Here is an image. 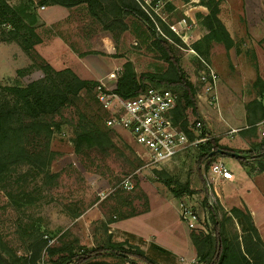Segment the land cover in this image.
<instances>
[{
  "label": "rangeland",
  "instance_id": "obj_1",
  "mask_svg": "<svg viewBox=\"0 0 264 264\" xmlns=\"http://www.w3.org/2000/svg\"><path fill=\"white\" fill-rule=\"evenodd\" d=\"M5 1L16 10L28 8L29 3V8L21 12V16L26 24L33 25L34 33L37 35L39 31L43 39L60 37L61 45L67 50L62 56L63 69L81 67L77 59L83 56L119 63L99 52L109 46L110 50L114 49L112 58L122 59V70L125 64H130L137 75H166L169 72V66L153 46L157 37L137 17L128 15L109 24L89 17L85 6L72 9L48 6L41 10L39 0ZM160 1L162 7L158 14L165 21L161 22L162 31L173 45L178 66L186 80L194 85L195 90L198 89L196 81L201 69L195 56L185 51L189 48L203 56L217 75L216 109L214 107L211 111L203 102H196L206 132L212 134L209 131H213V137L222 146L226 143H264L255 127L264 115L258 102L264 87V0ZM210 9H216L220 26L213 23L212 28L204 20ZM66 11L71 13L69 17L74 22L67 23L62 30H56L59 28L55 25L41 26L42 17L61 20ZM181 20H185V28L179 31H182L181 36L188 33V46L167 30L168 24L175 25ZM212 29L217 31L216 35L211 33ZM2 32L7 31L0 27V38ZM6 53V59L0 54V72L9 78L0 81L1 85L25 86L43 77L37 67L45 61L36 52L30 59L24 54L25 61L17 52L8 50ZM91 77V74L87 76ZM102 83L109 88L113 86L106 79ZM80 97L81 101L50 119L52 132L47 144L31 143L29 146L32 153L42 154L40 162L43 165L39 166L41 170L46 169L47 174L21 167L0 180V254L3 256H24L36 235L51 239L47 245L51 249L76 251L81 247H105L111 243V235L107 234L114 229L111 224L121 220L118 222L120 231L114 229L113 232L117 241H121L114 243L120 246L119 250L139 249L156 264H196L195 247L189 235V242H186L183 229L189 233L192 230L208 232L210 225L202 203L205 198L202 180L209 165L216 161L222 162L236 179L232 184L215 183L216 189L211 196L209 193L206 196L208 203L218 209L225 238L230 241L241 239L243 235L241 225L231 216L232 208L249 213L244 204L247 200L253 210L256 206L264 208L262 197L250 188L249 173L246 174L242 165L233 158H217L208 165L203 161L199 173L196 168L200 155L198 149L178 155L168 163L151 164L142 148L121 129L112 130L110 143L104 149L75 143V133L80 131L81 125H86L87 120L96 123V118L100 114L103 116V110L85 91ZM245 110L248 118L242 125L239 117ZM185 115L189 123L196 120L189 113ZM222 116L230 119V128L237 130L236 133L229 136L226 130L219 129L223 127L219 125ZM232 147H236L232 150L240 152L252 148L241 150L240 147ZM260 149L258 147L257 151ZM250 167L255 168L254 164ZM128 176L133 189L127 192L118 185ZM171 182L188 183L193 194L173 197L165 185ZM180 203L194 210L198 218L196 229L188 228L180 219ZM164 204L165 207L162 206ZM262 223L263 220L257 222L258 226ZM179 226L184 227L178 230ZM173 237L178 238L177 243L172 241ZM61 255L56 253L50 257L47 249H43L40 262L50 264ZM100 260L129 264L112 257ZM134 261L142 264L136 259Z\"/></svg>",
  "mask_w": 264,
  "mask_h": 264
},
{
  "label": "trees",
  "instance_id": "obj_2",
  "mask_svg": "<svg viewBox=\"0 0 264 264\" xmlns=\"http://www.w3.org/2000/svg\"><path fill=\"white\" fill-rule=\"evenodd\" d=\"M38 2L41 7L60 6L72 9L85 6L89 17L99 21L105 20L109 24L121 21L128 15L150 24L134 0H39ZM27 4L29 8L30 4ZM28 8L26 6L16 10L5 0H0V25L5 23L11 27L10 31L2 32L0 41L15 43L30 59L32 55H35L33 48L40 42V39L32 29L33 25L26 24L25 18L21 16V12ZM204 20L212 28L213 23L221 25L216 15V9H210L209 15ZM149 29L151 31L150 25ZM211 31L216 35L217 31L213 29ZM153 46L169 66V72L166 75L152 73L137 75L130 64H125L116 78L112 90L124 99L133 98L149 87L173 91L178 95L177 106L173 111V123L179 129L187 132L190 123L185 113H189L196 120L201 119L196 104L195 89L179 68L173 45L156 38L153 41ZM201 57L204 59L203 56ZM37 69L43 73V77L25 86L0 84V180L21 167L40 170L46 175V169L41 170L39 166L43 165L40 162L42 154L32 153V150H29L30 144H47L52 132L50 119L81 101L82 92L85 91L88 96L94 99L93 91L98 85L97 82L81 80L68 69L54 70L45 62ZM103 117L104 112L103 116L100 114L96 118V123H91L90 120H87L88 123L85 121L86 125H81L78 129L80 131L75 133L76 140L74 142L87 143L89 147L96 145L102 149L107 147L113 131L104 127ZM205 134L206 130L200 136ZM189 136L192 135L189 134ZM259 147L261 149L258 151H234L219 145L215 138H210L205 145L198 148L200 155L196 161L197 171L199 173V166L203 161H206V165H208L217 158H226V156L217 154V151L221 150L238 153L240 157L235 160L239 164L246 165L252 170L250 164L253 163L259 171L264 172L263 143ZM202 183L204 186V180ZM165 185L175 198L182 194H193L188 183L182 185L178 182H171V184L166 183ZM204 194L205 198L202 203L210 227L207 229L208 232L192 230L189 233L190 240L196 250V264H264V242L253 225L250 214L238 208L231 209V216L241 225L243 235L241 239L236 238L229 241L223 235V224L219 219L217 207L208 204L205 187ZM47 245V238L36 235L28 245L27 254L11 258L0 254V264H44L40 262L43 249H47L50 257L56 253H62L50 264H117L100 260L106 257L117 258L129 264H137L135 259L142 264H156L139 249L121 251L118 244L110 242L105 247L92 249L81 247L76 251L70 248L51 249Z\"/></svg>",
  "mask_w": 264,
  "mask_h": 264
},
{
  "label": "built area",
  "instance_id": "obj_3",
  "mask_svg": "<svg viewBox=\"0 0 264 264\" xmlns=\"http://www.w3.org/2000/svg\"><path fill=\"white\" fill-rule=\"evenodd\" d=\"M134 1L150 23L153 34L157 38L160 37L159 40L170 43L171 41L162 31L161 22L164 20L158 14V10L162 7L161 1ZM184 21L181 20L175 25L168 24L167 30L188 46L186 43L189 37L188 33L181 36L180 32L182 31H179L185 28ZM149 25L147 24L148 27ZM0 27L6 31L11 30L10 25L5 23L1 24ZM185 51L195 56L201 69L199 79L196 81L198 84V89L195 90L196 102H203L210 110L214 111V107L216 109L217 106V75L211 65L197 55L192 48ZM120 72L121 69L110 73L106 76V80L114 84ZM97 83L98 85L93 91L94 99L105 114L103 118L104 127L127 132L134 142L142 148L151 164L168 163L178 155L205 145L211 138L207 132L204 136H200L206 130L202 119L190 123L187 132L174 125L172 118L173 111L177 106L178 95L171 90L149 87L133 98L124 99L113 92L112 88L106 87L102 81ZM258 102L264 109V89L258 97ZM255 127L259 137L264 139V116ZM236 132L237 130L231 128L226 134L230 136ZM189 134L192 136L190 137ZM233 180V173L222 162L216 161L208 167L204 177V187L207 194L209 193L211 196L216 189L215 183L232 182ZM118 188L127 192L131 191L133 189L131 177L123 178ZM178 206L180 219L188 228L196 229L198 218L192 207L184 203H180ZM51 242V239H48V243Z\"/></svg>",
  "mask_w": 264,
  "mask_h": 264
},
{
  "label": "crops",
  "instance_id": "obj_4",
  "mask_svg": "<svg viewBox=\"0 0 264 264\" xmlns=\"http://www.w3.org/2000/svg\"><path fill=\"white\" fill-rule=\"evenodd\" d=\"M40 9L41 10H45L46 7H41ZM70 15H71V13H69V11H66L65 14L61 15V17L63 16V18L61 20H58L56 18L55 19H51L50 16L49 17H46V18H43L42 17V19H41L42 20L41 26L44 27V28H47V27H50V26L55 25V28L56 27L59 28V29H56V30H62V28H64V26L67 25V23H70L71 24V23L74 22V19H72V18L69 17ZM37 35L39 36L40 42H39V44L37 46H34V51L46 63H48L54 70H57V71L58 70H62L64 68V66H62V62H61L62 61V56L67 53V50H66V48H64L61 45V44H63V42L60 40V37L59 36H51L48 39H45V38L43 39L39 35V31H38ZM8 50H12L14 52H17L18 56L21 57L22 60L25 61V59L23 57L24 56V53L20 50V48L15 43H13V42H3V41H0V54L5 59L8 58L7 55H5V53ZM99 52L101 54L107 55L106 57H109L108 59L113 60V61H119V63L111 62V61L110 62L103 61V59L101 57H96V56H93V58H96V60H91L90 59V58H92L91 56H83L81 58L78 57L77 61L79 62V60H80V63L82 65H81V67L79 65V67H76V68L73 67V66H72V68L70 67L71 70L73 71V73L78 78H80L81 80L100 82V81L105 80L106 79V76H108L110 73H113V72L121 69V66L123 64L122 63V59L121 58L120 59H113L112 58V55L114 54V49L110 50L109 49V46H106V47H103V49L100 50ZM88 57H90V58H88ZM75 69L78 70V72H76ZM0 73H1L0 74V81H4L5 79L9 78V77H6L7 76L6 73H3L2 71ZM90 74L93 75V77L87 78V76L90 75ZM263 89H264V87H263ZM263 89H262V91H263ZM217 118H219V117H217ZM239 118H240L239 119V124H242V125L244 124L245 125L246 124V120L248 118L247 117L246 110L244 111L243 115L241 117H239ZM219 120H220L219 121V123H220L219 125L223 126V127H219L220 130H226V131H228V129H231L230 128L231 127V124H229L230 119H227V117H223L222 116V119L219 118ZM261 120H262V118H261ZM261 120H259V122ZM258 123H256V124H258ZM210 126H209V128H210ZM211 128H212V126H211ZM209 132L212 133V134L209 133V135L211 136V138H214L213 136H214L215 133H213V131H209ZM260 144H262V143H256V144L254 143L253 145H252V143H244V142L243 143H226L225 147H228L230 149H233V148L236 149V147H232V146H237V147H240L241 150H244V149H247L248 150L249 148H247V147H252L249 150H255L256 151ZM251 164H253V163H251ZM242 168L245 170L246 174L249 173V179H250V183H251L250 188L252 190H255L256 193L258 194V196L262 197V201H264V172L259 171L256 166L252 170L249 167H247L246 165H242ZM235 181H236V179H235V176H234V180L232 182H221V183L222 184H232ZM244 204H245L247 210L249 211V214L251 216L253 225L255 226V228H256V230H257V232H258L261 240L264 242V230H263L264 229V223L260 224L259 226L257 224V222L259 223L262 220L264 221V208L259 207V206H256V207H254V210H253V209H251V204L248 203V200L247 201H244ZM262 204L264 206V202H262ZM162 206L165 207L166 204H164ZM120 221L121 220H118V222H120ZM118 222L112 223L111 225L114 227V229L120 231L119 228H118ZM183 227L179 226L178 230L180 228L182 229ZM114 229H111V230H109L107 232L108 235H111V243L121 242V241H117V239L115 238V233H113L114 232ZM183 230L185 231V235H186V238H187V241L186 242H189L188 241L189 239L187 237L189 235V231H187L185 229H183ZM179 235H181L180 232H179ZM172 241L174 243H177L178 242V238L177 237H173V240ZM140 249H141V247H140Z\"/></svg>",
  "mask_w": 264,
  "mask_h": 264
},
{
  "label": "water",
  "instance_id": "obj_5",
  "mask_svg": "<svg viewBox=\"0 0 264 264\" xmlns=\"http://www.w3.org/2000/svg\"><path fill=\"white\" fill-rule=\"evenodd\" d=\"M218 155L226 156L228 158L238 159L240 155L236 152H229V151H217Z\"/></svg>",
  "mask_w": 264,
  "mask_h": 264
}]
</instances>
